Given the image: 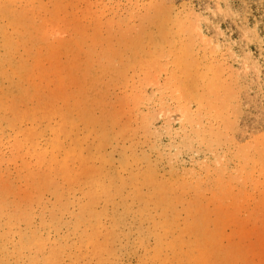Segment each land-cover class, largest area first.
Wrapping results in <instances>:
<instances>
[{
  "label": "rangeland",
  "instance_id": "374dc122",
  "mask_svg": "<svg viewBox=\"0 0 264 264\" xmlns=\"http://www.w3.org/2000/svg\"><path fill=\"white\" fill-rule=\"evenodd\" d=\"M0 264H264V0H0Z\"/></svg>",
  "mask_w": 264,
  "mask_h": 264
}]
</instances>
